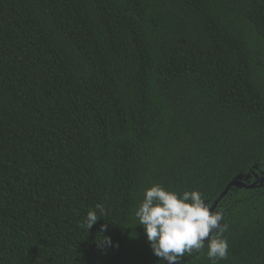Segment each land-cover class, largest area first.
I'll use <instances>...</instances> for the list:
<instances>
[{
  "label": "trees",
  "instance_id": "trees-1",
  "mask_svg": "<svg viewBox=\"0 0 264 264\" xmlns=\"http://www.w3.org/2000/svg\"><path fill=\"white\" fill-rule=\"evenodd\" d=\"M239 174L264 176V0H0V264H162L144 190ZM215 209L218 264H264V188Z\"/></svg>",
  "mask_w": 264,
  "mask_h": 264
},
{
  "label": "clouds",
  "instance_id": "clouds-1",
  "mask_svg": "<svg viewBox=\"0 0 264 264\" xmlns=\"http://www.w3.org/2000/svg\"><path fill=\"white\" fill-rule=\"evenodd\" d=\"M103 216L104 208L98 204L87 212L82 226L89 230ZM133 216L136 223L130 227H143L147 242L162 264H178L185 255L205 250L211 264H218L229 255L224 235L229 225L224 223L223 211L213 208L198 190L177 193L153 184L144 190ZM105 227L101 226L102 239L98 242L110 246L111 239L102 235Z\"/></svg>",
  "mask_w": 264,
  "mask_h": 264
},
{
  "label": "water",
  "instance_id": "water-1",
  "mask_svg": "<svg viewBox=\"0 0 264 264\" xmlns=\"http://www.w3.org/2000/svg\"><path fill=\"white\" fill-rule=\"evenodd\" d=\"M249 178V175L247 176H243L242 174H239L235 177H233L228 184L226 185V187L224 188V190L212 201V205L213 208H215L218 204V202L223 198V196L227 193V191L231 188V187H238V188H253V187H260L264 184V176L258 177L256 176V180H254L253 182H251L250 184H246V180ZM164 264H166V262H164Z\"/></svg>",
  "mask_w": 264,
  "mask_h": 264
},
{
  "label": "flooded vegetation",
  "instance_id": "flooded-vegetation-1",
  "mask_svg": "<svg viewBox=\"0 0 264 264\" xmlns=\"http://www.w3.org/2000/svg\"><path fill=\"white\" fill-rule=\"evenodd\" d=\"M255 178H256V176H255ZM261 187H263V188H264V184H263Z\"/></svg>",
  "mask_w": 264,
  "mask_h": 264
}]
</instances>
